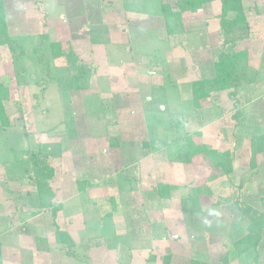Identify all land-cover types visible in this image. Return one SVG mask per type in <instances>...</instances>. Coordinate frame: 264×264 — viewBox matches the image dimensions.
<instances>
[{
	"label": "rangeland",
	"instance_id": "1",
	"mask_svg": "<svg viewBox=\"0 0 264 264\" xmlns=\"http://www.w3.org/2000/svg\"><path fill=\"white\" fill-rule=\"evenodd\" d=\"M1 1L18 60L0 39V84L8 90L3 101L8 127L0 133V201L5 203L0 214L6 213L7 224L11 212L25 221L33 217L32 233L42 228L45 236H56L50 209L30 206L22 214L15 208L21 194L35 190L27 164L38 144L54 170V202L72 212H59L55 222L72 238L75 253L84 256L82 263H74L57 250L56 260L38 257L36 264H119L116 253L126 250L130 264H161L166 255L170 264H189L190 259L202 261L206 242L207 264H220L224 257L236 264L232 244L249 224L237 204L264 216L263 152L250 163L251 140L262 137L264 149V0H242L247 35L225 46L220 0L182 12L176 0ZM164 5L180 12L181 39L166 34ZM92 27L97 29L91 34ZM51 42L73 51L82 77L48 64ZM222 50L246 51L243 64L258 70V79L242 87L237 104L223 91L194 108L186 100L189 85L212 76V63ZM47 69L50 77L44 82ZM102 99L110 106L107 114L98 107ZM236 109H245L241 134L232 117ZM186 134L195 144L231 151L230 176L210 180L214 171L202 155L189 163L168 161L167 145ZM126 179L135 190L123 205L118 186ZM85 180L92 186L79 191L76 183ZM160 184L174 187L169 199H158ZM197 187L211 193L200 197L201 214L186 220L182 200ZM18 219L6 228L23 226ZM150 255L156 258L152 263ZM261 260L264 264V249Z\"/></svg>",
	"mask_w": 264,
	"mask_h": 264
},
{
	"label": "trees",
	"instance_id": "2",
	"mask_svg": "<svg viewBox=\"0 0 264 264\" xmlns=\"http://www.w3.org/2000/svg\"><path fill=\"white\" fill-rule=\"evenodd\" d=\"M213 0H176L175 7L182 11H190L200 9L204 3L211 2ZM221 11L219 15L220 33L222 36V46L234 43L235 41L243 39L247 35L248 25L244 14V8L242 0H220ZM180 12H173L166 5L162 6V20L164 23L165 32L167 35H178L181 39L185 34L181 25ZM100 23L99 18H97ZM97 28L92 27L90 33H95ZM94 31V32H93ZM147 36L151 37L152 31H146ZM153 37V36H152ZM0 39L11 52L15 60H18L15 55L18 50L16 41L11 39L8 35L7 25L5 21V14L3 9V3L0 0ZM48 51L50 57V63L55 68H68L75 70L79 77H82L81 66H78L76 70V57L71 49L64 50L60 42H51L48 44ZM246 51H239L229 53L221 51L217 54L215 61L212 63L213 74L211 77H205L199 80L192 81L189 85V98L194 108L199 109L202 102L207 101L211 94L216 92L227 91L228 98L234 103H238V93L242 92V87L253 85L258 79V70H255L249 66L243 64V60L246 58ZM64 59V66H57L56 60ZM38 64L44 65L41 57L37 60ZM50 65V66H51ZM50 77V71L47 69V73L44 79L47 81ZM44 84V83H43ZM40 86V91L43 92L45 86ZM173 98L182 104L178 90L173 88ZM8 90L0 84V133L3 129L8 127V117L5 112L3 101L7 98ZM116 97V96H115ZM171 101V100H170ZM99 109L101 113H108L107 99L99 100ZM243 111L236 109L232 117L235 120L238 129V134L243 133L245 127V120L243 119ZM177 113V111L175 112ZM181 114L182 110L179 108L177 114ZM171 114H173L171 112ZM263 138H257L251 140V160L250 163L253 166L254 157L257 152H263L264 149L260 148ZM196 155H202L208 162L213 174L209 179L214 180L216 178L225 176L229 177L233 172L232 161L233 154L231 151L226 150L219 152L216 149L208 148L204 144H195L191 138V135L186 134L167 145V159L170 162L176 163H189ZM28 169L31 170L30 182L34 186V192L25 194V198L30 199V205L40 209H50V221L55 232V238L58 245V251L62 250L66 258L72 262L82 263L83 254H76L73 249L74 243L68 233L59 229L55 222L56 215L59 212H63L64 215L69 216L72 212L68 211L66 205L62 203L54 202L53 192L50 188V181L53 177L54 170L48 163L47 156L43 153L41 147L36 144L35 148L30 153V159L27 164ZM120 182V178L118 180ZM79 191L85 190L87 187L92 186L89 182L82 181L76 183ZM120 185V184H119ZM122 187L119 190L122 191L120 199L122 204L129 200L128 193L135 190L127 179L122 181ZM125 186V187H124ZM174 187L169 185L160 184L157 186L158 199H169ZM210 191L207 188H192L189 194L182 200L184 218L190 219L196 214H201L200 197L204 195H210ZM113 201L112 198H110ZM221 202L229 201V199L220 200ZM239 205V206H238ZM241 213L248 217L249 224L246 227V231L243 237L235 241L233 245V253L239 264H261L262 251L264 248V240L262 233L264 231V216L262 214L252 213V209L246 204H237ZM27 227L26 224H23ZM38 235V236H37ZM36 242L42 244L43 247H47L46 238L42 233H37ZM23 256V255H22ZM207 257L202 256V261L193 260L189 261V264H207ZM155 256L150 255L147 260L151 263L155 261ZM116 260L119 264H130V254L126 252L116 253ZM170 256L166 255L162 258L161 264H170ZM195 261V262H194ZM198 261V262H197ZM22 264H33L30 260V256H23Z\"/></svg>",
	"mask_w": 264,
	"mask_h": 264
},
{
	"label": "crops",
	"instance_id": "3",
	"mask_svg": "<svg viewBox=\"0 0 264 264\" xmlns=\"http://www.w3.org/2000/svg\"><path fill=\"white\" fill-rule=\"evenodd\" d=\"M0 174H1L0 178L4 177L3 172L2 173L0 172ZM163 183L169 184L168 182H163ZM26 193H29V192H26ZM12 199L15 202L18 200L19 201L22 200L21 201L22 203H18V204L16 203L15 204V206H17L15 208L20 209L22 211V214L25 211V208L30 209L31 205L29 204V202L25 201V196H23V194L20 195V198L18 200H15L14 197H12ZM53 199H55V196ZM0 202H1L0 206L4 207L5 203L2 201H0ZM13 206H14V203H13ZM13 211L15 212L14 209H13ZM15 213H17V214H15L13 216L14 213L11 212L10 224H7V223H9V221L7 222L6 213L4 214V212H3V214H0V256H1L0 258H2V261L0 263L1 264H22L23 256H27V255L30 256V260L32 259L31 261L33 264L38 263V260H37L38 257H41L42 260H44L46 262H48V261L51 262L52 257H53V259L56 260V256H57L56 251L58 250V243L56 241V238L54 236L47 235V234L45 236V234H44L45 232H43L44 230L41 228L42 231L37 230V233L38 232L42 233L43 236L46 238L47 247L46 248L43 247V245L40 243H38V245H37L36 231L33 233L31 231L35 227L34 224H30V221L31 222L33 221V217H30L31 219L29 218V220L25 221V220H23L24 217L21 216L20 214H18L19 212L16 211ZM17 215L19 218L18 219V225H21L20 223H22V224H26L27 227L19 226L18 228H16L15 227L17 225L16 224L12 229L11 228L7 229L6 225H11V224L13 225V223H16L15 216L17 217ZM28 215H30V214L28 213ZM57 215H56V217H57ZM42 221L44 223L45 220H42ZM34 223L36 224V222H34ZM45 228L48 229V227H44V229ZM262 237L264 240V231L262 233ZM174 238H175V236H174ZM219 238H221V237H219ZM208 246H209L208 242H206V244L201 246L202 248H201L200 253H202L204 255L200 254V256L206 255V257H209L210 254L207 250ZM232 247H233V245H232ZM20 255H23V256L21 257ZM227 259H228V262H226ZM231 261H232V259H230L228 257H224L220 264H232V263H230ZM235 262H237V260ZM236 264H239V263L237 262Z\"/></svg>",
	"mask_w": 264,
	"mask_h": 264
}]
</instances>
